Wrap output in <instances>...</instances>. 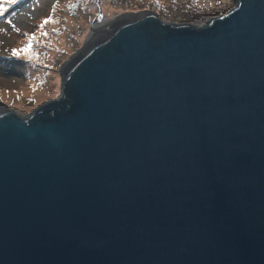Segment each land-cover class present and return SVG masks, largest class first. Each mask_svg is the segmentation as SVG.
Masks as SVG:
<instances>
[{
    "label": "water",
    "instance_id": "obj_1",
    "mask_svg": "<svg viewBox=\"0 0 264 264\" xmlns=\"http://www.w3.org/2000/svg\"><path fill=\"white\" fill-rule=\"evenodd\" d=\"M99 14L57 96L0 99V264H264V0Z\"/></svg>",
    "mask_w": 264,
    "mask_h": 264
},
{
    "label": "rangeland",
    "instance_id": "obj_2",
    "mask_svg": "<svg viewBox=\"0 0 264 264\" xmlns=\"http://www.w3.org/2000/svg\"><path fill=\"white\" fill-rule=\"evenodd\" d=\"M232 6L233 0H0V99L31 111L57 96L60 66L89 36L99 9H153L163 19L201 24ZM33 36L30 56L22 49Z\"/></svg>",
    "mask_w": 264,
    "mask_h": 264
},
{
    "label": "snow or ice",
    "instance_id": "obj_3",
    "mask_svg": "<svg viewBox=\"0 0 264 264\" xmlns=\"http://www.w3.org/2000/svg\"><path fill=\"white\" fill-rule=\"evenodd\" d=\"M45 23H48V20H45ZM34 39H35L34 36L31 37L30 40H29L28 45H27L24 49H22L23 52H25L26 54H28V55H30V56H31V55H34V53H32V51H31V48H32V43H31V41L34 40ZM13 55L18 56V55H20V52L14 49V50H13Z\"/></svg>",
    "mask_w": 264,
    "mask_h": 264
},
{
    "label": "bare ground",
    "instance_id": "obj_4",
    "mask_svg": "<svg viewBox=\"0 0 264 264\" xmlns=\"http://www.w3.org/2000/svg\"><path fill=\"white\" fill-rule=\"evenodd\" d=\"M89 35V34H88ZM88 38V37H87Z\"/></svg>",
    "mask_w": 264,
    "mask_h": 264
}]
</instances>
